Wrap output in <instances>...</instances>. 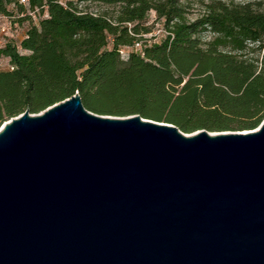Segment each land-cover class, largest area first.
<instances>
[{
	"label": "water",
	"instance_id": "1",
	"mask_svg": "<svg viewBox=\"0 0 264 264\" xmlns=\"http://www.w3.org/2000/svg\"><path fill=\"white\" fill-rule=\"evenodd\" d=\"M0 264H264V120L186 134L77 93L9 119Z\"/></svg>",
	"mask_w": 264,
	"mask_h": 264
},
{
	"label": "trees",
	"instance_id": "2",
	"mask_svg": "<svg viewBox=\"0 0 264 264\" xmlns=\"http://www.w3.org/2000/svg\"><path fill=\"white\" fill-rule=\"evenodd\" d=\"M77 1L118 11L108 16L72 1L0 0V16L11 15V4L21 14H46L18 44L0 47L9 65L0 68V127L75 93L94 114L139 115L186 134L253 130L264 120L263 2L215 1L186 21L179 0ZM150 11L163 26L152 40L144 38L152 32L144 26Z\"/></svg>",
	"mask_w": 264,
	"mask_h": 264
},
{
	"label": "rangeland",
	"instance_id": "3",
	"mask_svg": "<svg viewBox=\"0 0 264 264\" xmlns=\"http://www.w3.org/2000/svg\"><path fill=\"white\" fill-rule=\"evenodd\" d=\"M19 1L21 2V0ZM60 1L63 4H66L68 1H72L78 9L95 14L104 13L108 16H114L118 11V7L116 6H108L100 3L78 2L77 0ZM215 1H221L226 4L260 1L264 4V0H179V3L185 11V20L193 21L196 18L204 15L207 12V7ZM8 10L11 15L5 17L0 16V47L3 46L8 40H12L16 44H18L20 39L25 34L26 30L31 26L37 25L39 20L46 16V14H41L40 12H30L28 10L26 11V13L21 14L13 4L8 6ZM21 18H24L25 20L23 22H19ZM145 22L146 23L144 26L151 28L152 32L147 34L144 38H148L151 40L155 39L157 37L154 36H159L163 31L162 22L156 18L154 11L149 12ZM2 64V67H5L6 61L2 62Z\"/></svg>",
	"mask_w": 264,
	"mask_h": 264
},
{
	"label": "built area",
	"instance_id": "4",
	"mask_svg": "<svg viewBox=\"0 0 264 264\" xmlns=\"http://www.w3.org/2000/svg\"><path fill=\"white\" fill-rule=\"evenodd\" d=\"M18 1H19V0H18ZM20 3H23L24 5H26L27 0H21ZM2 17H5V16H2ZM162 32H163V31H162ZM162 32H161V33H162ZM145 36H146V35H144V37H145ZM154 37H155V36H154ZM135 47H136V48H139V47H140V44H138V43L135 44ZM2 62H3V61L0 60V68H7V67H9V65H8L7 62H6V66H5V67H2V66H3Z\"/></svg>",
	"mask_w": 264,
	"mask_h": 264
},
{
	"label": "crops",
	"instance_id": "5",
	"mask_svg": "<svg viewBox=\"0 0 264 264\" xmlns=\"http://www.w3.org/2000/svg\"><path fill=\"white\" fill-rule=\"evenodd\" d=\"M22 39V38H21Z\"/></svg>",
	"mask_w": 264,
	"mask_h": 264
}]
</instances>
